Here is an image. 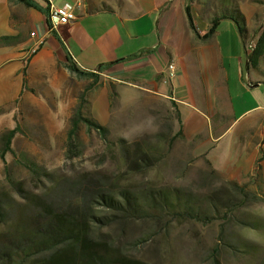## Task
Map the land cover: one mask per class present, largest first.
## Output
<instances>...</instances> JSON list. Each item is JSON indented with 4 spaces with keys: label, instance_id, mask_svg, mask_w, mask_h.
I'll return each instance as SVG.
<instances>
[{
    "label": "crops",
    "instance_id": "0c3cea01",
    "mask_svg": "<svg viewBox=\"0 0 264 264\" xmlns=\"http://www.w3.org/2000/svg\"><path fill=\"white\" fill-rule=\"evenodd\" d=\"M29 1L36 8L0 0V37H15L12 44H0V108L15 112L20 101L23 107L50 108L57 101L53 93L60 91L69 113L78 88L76 77L63 65L66 55L83 71L97 72L100 65L108 64L99 73L98 87L88 94L91 113L100 125L110 119V83L123 107L133 106L147 93L165 99L177 108L181 123L176 130H182L197 156L209 161L223 179L264 196L262 82L250 76L242 39L232 21L222 20L213 36L200 40L186 14L190 5L202 37L211 28L210 18L222 10V4L219 8L215 4L221 0ZM50 5L70 6L77 16L73 23L56 27L57 36L47 24ZM33 32L43 44L27 59L25 51L36 40ZM171 63L176 66L172 78ZM233 132L234 137L225 142ZM219 149L228 157L226 171L215 168L217 156H211ZM247 171L250 179L241 182Z\"/></svg>",
    "mask_w": 264,
    "mask_h": 264
},
{
    "label": "rangeland",
    "instance_id": "374dc122",
    "mask_svg": "<svg viewBox=\"0 0 264 264\" xmlns=\"http://www.w3.org/2000/svg\"><path fill=\"white\" fill-rule=\"evenodd\" d=\"M218 3L222 9L241 11L252 35L248 45H254L264 26V0H221L215 3L216 7ZM243 58L246 61L245 52ZM249 73L262 82L263 90L264 77L253 70ZM90 83L76 78V93ZM53 94L57 101L50 108L23 107L20 101L15 112L3 109L0 113V132L3 128H15L18 123L22 133L14 140L13 148L25 152L48 173L37 177L7 155L5 161L20 183L12 188L4 177V161L0 158L4 213L0 233L20 219V215L23 219L31 218L39 205L68 210L84 187L111 189L116 196L125 192L145 196L150 189L156 192L167 189L185 193L193 200L187 203L188 213L180 208L170 214L162 210L160 214L156 212L157 216L152 212L149 220L100 226L103 234L99 237L115 243L123 257H127L123 264H264V201L236 202L240 205L234 207L228 203L221 182L210 174L213 167L207 165L204 157L195 154L194 145L181 138L171 139L173 130H178L177 122H173L167 110L169 101L147 93L130 107L121 106L119 98L114 110H110L109 122L104 125L108 128V142H145L152 147L150 169L128 173L118 149H109L97 132L88 134L85 128L80 132L82 154L66 159V128L71 109L69 113L65 110L62 100H67L61 99L60 91ZM40 101H44L42 96ZM234 135L235 132L229 134L225 142ZM220 149L211 156H217L215 168L226 171L228 157ZM246 174L241 182L250 179V172ZM98 209L99 215L106 213L102 207Z\"/></svg>",
    "mask_w": 264,
    "mask_h": 264
},
{
    "label": "trees",
    "instance_id": "16d2710c",
    "mask_svg": "<svg viewBox=\"0 0 264 264\" xmlns=\"http://www.w3.org/2000/svg\"><path fill=\"white\" fill-rule=\"evenodd\" d=\"M9 1L21 3L25 7L36 8V5L29 0ZM190 10V5H188L186 14L189 26L195 37L200 40H207L213 36L222 20L232 21L242 39L248 69L264 77V26L260 28L254 46L249 49L248 43L252 40V35L247 28L244 15L238 8H224L220 14L213 15L210 18L211 28L202 37L196 31ZM46 15L50 32L57 36L51 27L48 12ZM14 41L15 37L12 36L0 37V44L9 45ZM63 65L77 79L91 81L74 96L76 103L71 108L66 128V159L70 160L82 154L80 132L85 128L88 134L93 131L97 132L109 149H118L119 157L126 164L128 173L137 172L139 169L149 170L152 166L150 157L152 147L149 144L145 142L129 144L121 140L113 143L108 142V128L100 125L92 116L88 93L99 85V73L105 71L109 65H100L97 72L83 71L69 54L66 55ZM108 87L110 110H114L115 105L119 102V93L114 84L110 83ZM167 110L173 122L181 123L178 110L173 103ZM2 111L3 108H0V113ZM174 131L172 140L179 138L185 140L181 129ZM21 133L22 127L18 123L13 129L4 128L0 132V158L4 161L3 173L12 188L20 183L15 179L5 161L7 155H11L15 163L22 164L37 177H45L48 174L44 167L29 158L25 152H17L13 148L14 140ZM207 165L211 166L209 161H207ZM210 174L221 182L223 194L232 207L245 202L264 201L263 195L249 190L246 185L229 179H221L215 169L212 168ZM192 201L185 193L181 195L167 189H160L157 192L150 189L145 196H137L128 192L116 196L111 189H102L93 185L84 187L76 202L69 206L68 210H55L51 206L43 204L37 207L31 218L23 219L20 215V219L14 224L8 225L0 233V264H123L127 257H123L124 254L114 245L115 243H109L101 236L99 237L101 227L149 220L152 219V212H154L153 216H157L156 212L160 214L162 210L168 214L177 212L179 208L184 209L183 212H187L189 208L187 203ZM99 206L106 211L104 215H99ZM159 206L161 209L158 208ZM3 216L0 196V219ZM255 227L258 228V226ZM250 250H254V248Z\"/></svg>",
    "mask_w": 264,
    "mask_h": 264
},
{
    "label": "built area",
    "instance_id": "2783aa9c",
    "mask_svg": "<svg viewBox=\"0 0 264 264\" xmlns=\"http://www.w3.org/2000/svg\"><path fill=\"white\" fill-rule=\"evenodd\" d=\"M48 17L52 29H55L56 27L61 25L71 24L77 20V16L73 8L70 6L55 7L53 5H50L48 11ZM36 37H37L36 33L33 32L32 38L36 39ZM42 44H43L42 39H36L34 44L28 50L25 51V58L28 59L34 56L39 51ZM253 46H254L253 43H251L248 45V48L252 49ZM168 73L170 78L174 77L176 73V66L173 63L168 65Z\"/></svg>",
    "mask_w": 264,
    "mask_h": 264
},
{
    "label": "water",
    "instance_id": "95a60500",
    "mask_svg": "<svg viewBox=\"0 0 264 264\" xmlns=\"http://www.w3.org/2000/svg\"><path fill=\"white\" fill-rule=\"evenodd\" d=\"M263 143H264V139H263Z\"/></svg>",
    "mask_w": 264,
    "mask_h": 264
}]
</instances>
